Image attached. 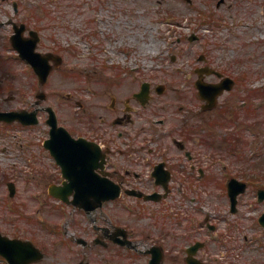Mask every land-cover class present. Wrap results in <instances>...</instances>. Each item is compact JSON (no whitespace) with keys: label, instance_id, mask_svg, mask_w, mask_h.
Wrapping results in <instances>:
<instances>
[{"label":"flooded vegetation","instance_id":"af4514ba","mask_svg":"<svg viewBox=\"0 0 264 264\" xmlns=\"http://www.w3.org/2000/svg\"><path fill=\"white\" fill-rule=\"evenodd\" d=\"M42 1L0 0V206L9 225L0 232L25 243L11 260L0 253V264L26 258L29 264H264V227L259 221L264 186L258 181L255 195L244 201L243 193L236 203L216 195L215 203L223 202V207L215 213L203 205L195 207L203 212L179 211L188 209L186 201L198 202L183 195L176 207L174 198L175 188H223L236 177L223 171L219 175L215 157L203 147L208 126L235 111L230 101L234 88L223 91L217 103L202 99L196 88L197 82L226 86V77L236 84L235 72L228 65L208 62V55L202 54L203 64L186 79L198 98L183 101L174 121L160 117L163 107L158 109L157 96L167 87L157 82L154 72L120 66L123 54L129 56L137 47H124L120 18L126 10L114 5L105 22L107 31L91 35L106 32L104 52H98L97 44L90 46L96 58L104 53L106 67L91 71L87 87L77 85L67 93L74 103V120L61 119L51 104L57 124L68 133H51L46 111L50 103L35 99L34 108L45 114L41 118L46 130L33 135L32 125L26 124L34 109L32 67L21 50L34 41V53L50 60L53 73L63 67L61 52L67 51L57 30L70 26L62 10L49 13ZM220 6L231 8L233 3L222 0ZM46 14L55 18L47 19ZM70 186L83 190L66 192ZM106 186L119 188L121 194L90 210L69 202L98 201L95 192L102 193ZM49 201L58 203V211L48 210ZM33 202L36 209L31 208ZM255 219L261 233L249 235Z\"/></svg>","mask_w":264,"mask_h":264},{"label":"rangeland","instance_id":"374dc122","mask_svg":"<svg viewBox=\"0 0 264 264\" xmlns=\"http://www.w3.org/2000/svg\"><path fill=\"white\" fill-rule=\"evenodd\" d=\"M42 2L49 13L55 8L62 10L70 20V26L67 29L59 28L56 35L67 49L64 54L61 52L64 55L63 67L51 73L42 88L31 70L33 108L36 94L44 89L48 94L44 103L53 104L64 121L74 120V103L68 101L67 93L77 85L87 87L91 71L106 67L107 62L102 59L104 53L96 58L90 50L91 43H94L97 44L98 52H104L103 39L106 32L93 35L94 37L91 35L94 30L107 31L104 26L110 19L111 10L114 5H121L126 10L120 18L123 23L121 38L125 39L123 45L129 49L137 47V51L129 56L123 54L120 66H137L145 73L154 72L157 74V82L166 85L164 94L157 96L156 101L158 109L163 107L160 117L174 121L173 118L181 112L179 106L183 101L198 98L194 84L188 87L186 79L187 73L203 64L200 60L202 54L208 55V62L213 61L215 65L223 64L225 67L228 65L235 72L233 76L237 83L230 97L235 111L230 115L224 114L226 116L211 124V128L208 126L204 152L215 157L217 164L214 165L217 166L219 175L223 171L224 176L230 173L248 182L249 188L243 193V201L255 195V190L259 187L256 181L264 186V0H228L233 3L231 8L217 7L218 0ZM46 18L54 19L55 15L46 14ZM194 35L197 38L191 39ZM15 66L17 72H21L18 69L20 64L15 63ZM98 77L101 80L103 72ZM96 87L100 89V85ZM41 116L45 117V114L41 113ZM40 121L38 125L31 127L33 135L45 132L44 118ZM226 192L225 187L175 188L174 198L176 207L181 205L178 200L183 195L195 197L198 202L186 201L188 209H177L179 211L203 212L195 209L202 208L203 205L208 213H215L222 210ZM216 195H222V204L215 203L219 201ZM166 205L167 202L162 206ZM37 206L34 202L31 204L32 209ZM57 207L58 203L48 202L49 211H56ZM0 210V227L9 228L6 224V212L1 206ZM220 217L223 218L222 215ZM218 221L220 222L219 217ZM20 223L23 227L24 222L21 220ZM255 231L261 233L256 219L251 220L250 231L247 232L252 235Z\"/></svg>","mask_w":264,"mask_h":264},{"label":"water","instance_id":"95a60500","mask_svg":"<svg viewBox=\"0 0 264 264\" xmlns=\"http://www.w3.org/2000/svg\"><path fill=\"white\" fill-rule=\"evenodd\" d=\"M34 48H35V45L32 44V46L28 43H26V49H22L21 52H22V55L23 56H27V59L33 64L36 72L38 73L39 75V79L41 81V83H45L46 80H47V77L52 69V66L50 65L49 63V59L45 56H42L40 54H35L34 53ZM31 49V50H30ZM29 52H31V54H29ZM199 86V85H198ZM217 86V87H216ZM216 86H210V85H205V86H199V89H200V93L202 94V96H205L207 98H209L210 100H212V95L215 94V96H217V94L219 92H221V90H223L225 87H218L219 85H216ZM232 87V84L226 86V88H231ZM41 98H45L46 95L45 93H41L39 95ZM51 110V108H50ZM52 124H53V128L51 130L52 133L54 132H57L58 131V128L56 127V120H55V116H54V113L53 111H51V118L49 120ZM31 123H36L38 122V118H37V113L36 111L32 112L31 114V120H30ZM245 183H242L240 181H238L237 179H233L230 183H229V192H230V195L233 197V198H236V196L245 189ZM77 187H73V186H70L69 189L70 190H73ZM78 190H83L81 189L80 187L77 188ZM101 190V189H100ZM103 192L102 193H99V192H95V196H99V200L97 202H87V201H79V199L75 200V205H79V206H85L87 208H94L100 204H102V202L104 200H108V199H111V198H114L116 196L119 195V188H113V187H108L106 186L104 189H102ZM51 192L53 194H57L56 193V187H52L51 188ZM94 195V194H93ZM235 202V200H234ZM261 221L264 222V216L261 218ZM12 243H16L14 240H10L8 237H5V236H2L1 233H0V251L4 254H6L7 256L9 255L10 257L12 256V254L14 252H21L22 251V248L21 250L20 249H14L12 248L11 244ZM18 243H21L18 241ZM30 260L29 259H23L22 261H16V264H29Z\"/></svg>","mask_w":264,"mask_h":264}]
</instances>
